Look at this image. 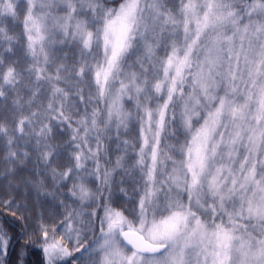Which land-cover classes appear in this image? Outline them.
Masks as SVG:
<instances>
[{"label": "snow or ice", "instance_id": "1", "mask_svg": "<svg viewBox=\"0 0 264 264\" xmlns=\"http://www.w3.org/2000/svg\"><path fill=\"white\" fill-rule=\"evenodd\" d=\"M179 3L177 10L167 0H0V101L17 92L21 112L11 126L0 122V137L7 159L23 163L29 154L13 150L14 141L35 134L50 176L33 178L30 192L65 209L32 224L26 207L0 198L14 217L0 220V264H264V0ZM21 19L32 58L23 71L4 57L18 39L10 25ZM58 33L78 42L82 62L51 73L46 48ZM134 55L139 72L128 63ZM70 76L78 79L69 87ZM40 81L49 95H40ZM84 83L95 85L94 95L85 97ZM18 86L29 88L26 100ZM125 98L143 113L142 191L128 214L113 200L123 157L111 169L100 165L103 137L114 128L118 138L132 115ZM93 100L105 102L103 114L93 106L74 122L79 103ZM65 126L71 151L58 163L49 138ZM93 177L104 191L89 186Z\"/></svg>", "mask_w": 264, "mask_h": 264}, {"label": "trees", "instance_id": "2", "mask_svg": "<svg viewBox=\"0 0 264 264\" xmlns=\"http://www.w3.org/2000/svg\"><path fill=\"white\" fill-rule=\"evenodd\" d=\"M109 2L118 6L119 0H109ZM167 3L169 7L171 6V8H175L177 10L180 7L179 0H167ZM170 3L171 5H169ZM10 27L14 29V33L18 39L15 41L14 53H4L5 64H7L9 60H14L16 61L15 66L17 69L23 71L31 64L32 58L27 54V37L24 33L22 19L20 21L14 22L10 25ZM165 36H167V33H165ZM46 50L55 60V64L50 63L45 65L47 71L51 73H55V68L59 66V64H64L68 69L71 70L74 66H77L82 62L81 46L78 44V42L72 40L71 38L63 37L59 33L52 37V42L47 45ZM156 52L158 56L162 57L164 54L163 46L158 48ZM84 56L89 60V62H91L92 57L88 56L87 53H84ZM136 59L137 56H131V59L128 60V63L132 65V70L139 72L140 67L135 63ZM145 67H148V65L146 64ZM125 70H127V68ZM152 74L153 72L149 71V78H151ZM24 76L28 77L29 73L24 71ZM32 79L34 82V76ZM75 79L78 78L70 76L68 82L69 87L72 83H74ZM40 84L43 85L40 95H49V85L47 82L40 81ZM60 86L63 87L65 84L61 82ZM7 87L8 86L6 85L5 88ZM81 87L84 89L85 97H87L90 93L94 95V84L84 83L81 84ZM18 88L19 95L22 96L24 100H26L30 94L29 88L22 86H18ZM72 90L73 92L75 91V89ZM16 96L17 92L9 91L7 97L0 101V122H3L8 126H11L21 116V112L18 111L13 104V100L16 98ZM76 99L78 100L79 98L77 97ZM123 104L124 108L131 112L132 115L128 121L127 128L120 129L118 138L114 128L110 134H106L103 137L104 150L101 153L100 165L101 168L111 169L115 165L117 157H123V163L125 167L117 168L112 175L113 200H118L119 204L123 205L125 213L128 214L135 206V202L138 200L142 191V174L139 171V167L136 166V160L138 159L139 147L142 143L141 122L139 116L143 115V113L137 111L134 101H130L125 98ZM93 106H97L101 110L102 114L106 107L104 101H100L98 105L96 104L95 100H93L91 103L81 102L79 103V107L74 109L71 113L73 121L75 122V120L82 117L85 111L91 113ZM23 114H28L27 107H25L23 110ZM26 131L29 133L32 132L31 129H27ZM20 135L21 134L19 132L16 133V136L19 137ZM70 136L71 129L65 126L63 131L58 136L55 138H49V142L54 144L56 146L57 152L60 153V156L57 158L58 163H63L71 151V149L68 147L70 144ZM180 139L182 141L183 136H181ZM90 140H93V138H90ZM36 141L37 137L34 133L24 135L21 139L14 141L16 147L13 150L18 151L21 154L24 152H28L29 154L28 159H26L23 163H19L17 161L7 159L8 148L10 146L7 144V140L4 137H0V198L7 196L8 198L15 200V202L18 205H21L22 208L26 205L30 206L29 197L33 192H30V187L33 178L43 180L44 175H41L42 173L48 174L50 176V173H48V170H46L43 162L38 160L41 146L38 145ZM125 141H127V143H125ZM174 142L175 138H169L168 143ZM94 146L93 140V147ZM87 167L89 170H92L94 167V161L88 160ZM26 181L29 182L27 185L25 184ZM46 183H51L50 178L46 181ZM89 186L93 190L100 189L101 191H104L100 181L96 180L94 177L91 178V183ZM120 188H123L127 195H125L124 192H120ZM66 192V189H61L57 195L60 198H63V195L66 194ZM104 194L107 196L106 191ZM22 198H26L27 200L22 202ZM39 199L43 201L40 202L38 200L36 202V206L38 204H47L46 208H53L52 213H55L56 211L58 214H62L65 211L63 206H60L57 210L56 201H53L52 197L40 196ZM71 202L72 198H69L67 203L71 204ZM4 219L12 220L14 217H12L11 213L5 211L4 208H0V220ZM92 239H94V237L90 236L89 240Z\"/></svg>", "mask_w": 264, "mask_h": 264}, {"label": "rangeland", "instance_id": "3", "mask_svg": "<svg viewBox=\"0 0 264 264\" xmlns=\"http://www.w3.org/2000/svg\"><path fill=\"white\" fill-rule=\"evenodd\" d=\"M169 5H171V3ZM29 199H30V202H29L30 203V206H28V205L25 206L28 209V211L25 214L26 215H29L32 218L31 219V222L32 223L36 222V216L39 215V214H43L45 220H48V221L53 218V215L54 214H57L58 215V213L56 211H55V213L54 212L52 213L53 208L52 209L49 208V207L46 208L47 207V204H45V205L38 204L36 206V202L38 200L40 202H42L43 200L39 199L34 191L30 194ZM26 200H27L26 198H22L21 199L22 202H24Z\"/></svg>", "mask_w": 264, "mask_h": 264}, {"label": "water", "instance_id": "4", "mask_svg": "<svg viewBox=\"0 0 264 264\" xmlns=\"http://www.w3.org/2000/svg\"><path fill=\"white\" fill-rule=\"evenodd\" d=\"M130 247V246H129Z\"/></svg>", "mask_w": 264, "mask_h": 264}]
</instances>
